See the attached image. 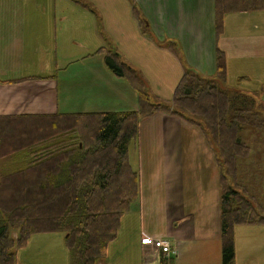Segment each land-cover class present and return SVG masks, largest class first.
Wrapping results in <instances>:
<instances>
[{"label": "crops", "instance_id": "1", "mask_svg": "<svg viewBox=\"0 0 264 264\" xmlns=\"http://www.w3.org/2000/svg\"><path fill=\"white\" fill-rule=\"evenodd\" d=\"M65 1L0 0V116L136 111L132 86L107 67L109 54L122 62L106 41L113 37L152 40L160 48L154 40H179L188 66H170L178 81L184 69L213 76L217 49L226 55L227 72L244 69L250 59L264 63V6L226 13L217 35L216 0ZM78 6L92 14L75 16ZM76 32L86 38L77 47ZM67 68L70 75L60 77ZM225 82L245 93L264 92L250 88L247 75ZM126 91L134 98L130 107H124ZM117 102L124 109L108 107ZM128 160L138 171V202L121 218L99 264H222L220 175L204 132L175 114L155 113L139 122ZM238 227L235 264H264V228ZM33 237L29 243L51 241ZM154 239L171 251L161 252ZM28 242L17 250L16 264H33L18 256Z\"/></svg>", "mask_w": 264, "mask_h": 264}, {"label": "trees", "instance_id": "2", "mask_svg": "<svg viewBox=\"0 0 264 264\" xmlns=\"http://www.w3.org/2000/svg\"><path fill=\"white\" fill-rule=\"evenodd\" d=\"M263 6L264 0H216L217 35L226 13ZM116 57L106 56L107 67L136 90V111L0 116V264H16L17 250L32 235L53 232L64 234L70 264H99L121 218L138 202L130 144L139 122L158 112L196 125L212 146L220 175L222 264H235L234 228L264 225V101L220 87L226 61L218 49L216 73L184 69L165 104L152 103L141 73ZM252 137L263 145L254 148Z\"/></svg>", "mask_w": 264, "mask_h": 264}, {"label": "rangeland", "instance_id": "3", "mask_svg": "<svg viewBox=\"0 0 264 264\" xmlns=\"http://www.w3.org/2000/svg\"><path fill=\"white\" fill-rule=\"evenodd\" d=\"M70 6L73 7L72 5ZM79 8L86 12L81 11ZM63 9H64V6L61 4V11H63ZM76 10L77 11L73 13L75 16H80L79 14L81 15L92 14L91 12L87 11L86 9L80 6H78ZM97 13L100 15L99 12ZM72 40L76 42V47H77L80 45V43H84L86 41V38L84 35L80 34L79 32H76ZM106 41L107 43L110 44V47H112L115 51L119 53L120 60L124 64H126L127 66H133L136 69H139V71L141 72V75L146 81L148 90L150 91L152 103L157 104L158 102H162L165 104L172 99L174 89L176 87L175 85H177L178 83L179 75L177 78H175L174 69L170 68V66H185V67L188 66L186 62L184 61L183 54H182L183 52L181 50V43L179 40H170L171 42L164 40V39L154 40L158 44L162 46L163 45L166 46V47L163 46V48H160L158 46L154 47L155 45L152 40L150 41L151 43L147 45L148 44L146 43L147 40H144L142 38L122 39L120 37L118 38L113 37V38L107 39ZM168 44H174L173 45L174 48L171 46H167ZM96 45L98 48L100 47L99 44H96ZM102 45H104V43ZM148 46H153V47L148 48ZM252 60L253 59H250L249 61L241 65V66H245V68L241 69L240 71H236L237 66H239L237 64H235L237 66H233L229 72H227V69H226V77H227L226 79L234 83L237 76L247 75L249 79L250 88L253 87L252 89L256 88V89H262L264 91V63L257 62L258 61L257 60L255 63L256 66H254ZM225 61H226V55H225ZM72 70L73 69H70V68L61 70L60 77L67 78L72 72ZM123 80L126 86L128 84L131 87V83L128 80H126L125 78H123ZM227 85L228 84L225 82L224 86L227 87ZM131 89L133 88L131 87ZM132 91L135 97V94H137L136 90L133 89ZM260 91L258 90H256L255 92L251 91L250 94L258 95L257 99L259 100V102H263L264 92L261 93ZM157 95L159 96L158 99L155 98ZM125 97L126 99L123 101V103L125 104L124 107H130L131 100L133 101L134 98L127 91H126ZM135 103H136V107L138 108L139 106L138 96H136L135 98ZM108 107L111 109L113 108L124 109V107L121 106L119 102L115 103V105L109 104ZM250 143H252V146H255L254 148H258V146L263 145L260 143L256 144L254 142L253 137L250 139ZM237 226H239L238 228H264V225L262 226L260 225H237ZM36 236L37 237H33V238L44 236L43 238H48L51 241L47 242V240H45L44 243H36L34 239L31 242L32 240L31 239L30 243L28 242V246L24 250H22V253H20L18 256H20L21 254L23 255L25 254L27 258L26 260L29 259L33 264H46L45 260L48 257H51L54 260H57L58 264H63L66 258L68 259L69 256H68L67 248L65 247L66 245L64 243L63 233H60V232L39 233ZM39 246H42V249Z\"/></svg>", "mask_w": 264, "mask_h": 264}, {"label": "built area", "instance_id": "4", "mask_svg": "<svg viewBox=\"0 0 264 264\" xmlns=\"http://www.w3.org/2000/svg\"><path fill=\"white\" fill-rule=\"evenodd\" d=\"M151 243L153 244L154 247L160 249L164 253H168L170 251L169 244L164 240L161 239L152 240Z\"/></svg>", "mask_w": 264, "mask_h": 264}, {"label": "water", "instance_id": "5", "mask_svg": "<svg viewBox=\"0 0 264 264\" xmlns=\"http://www.w3.org/2000/svg\"><path fill=\"white\" fill-rule=\"evenodd\" d=\"M163 46H165V45H163ZM218 83H219V85H220V87L222 89H229V90H231V88H227L226 86H224V84L221 81L218 80Z\"/></svg>", "mask_w": 264, "mask_h": 264}]
</instances>
